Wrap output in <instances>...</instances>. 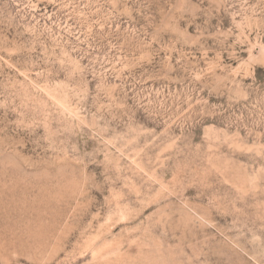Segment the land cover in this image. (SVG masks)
I'll use <instances>...</instances> for the list:
<instances>
[{
    "label": "rangeland",
    "instance_id": "1",
    "mask_svg": "<svg viewBox=\"0 0 264 264\" xmlns=\"http://www.w3.org/2000/svg\"><path fill=\"white\" fill-rule=\"evenodd\" d=\"M0 264H264V0H0Z\"/></svg>",
    "mask_w": 264,
    "mask_h": 264
}]
</instances>
